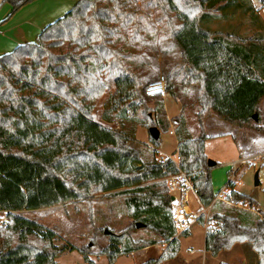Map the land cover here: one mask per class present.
I'll use <instances>...</instances> for the list:
<instances>
[{"label":"trees","instance_id":"16d2710c","mask_svg":"<svg viewBox=\"0 0 264 264\" xmlns=\"http://www.w3.org/2000/svg\"><path fill=\"white\" fill-rule=\"evenodd\" d=\"M31 1L1 0L0 6L8 3L15 12ZM238 2L77 0L33 41L0 54V210L8 212L7 224L0 228V264H56L63 251L74 249L83 264H94L92 254L105 255L107 264H115L119 255L159 241L166 244L161 254L141 264H159L177 255L179 236L187 231L175 235L171 196L160 180L163 169L188 175L207 207L214 197L211 170L219 163L207 164L203 120L214 113L232 125H252L264 133V127L252 124L264 99L263 25L246 35L206 25L213 14L225 16L236 7L252 12L248 1L241 7ZM164 10L172 15L164 22L168 30L160 34L170 41V50L161 52L166 56L174 50L177 55L161 65L153 56L156 48L148 46ZM160 67L166 92L178 98L182 88L191 87L199 106L193 136L183 112L173 118L179 125L177 164L143 154L130 134L93 117L100 98L111 89L104 120L111 121L110 113L128 115L147 130H167L171 122L164 117L163 99L145 94ZM150 142L158 147L160 135L150 136ZM226 185L228 198L252 204L247 194L234 189L235 181ZM98 198L121 199L131 223L118 231L105 228L107 243L95 253L89 250L91 244L58 247L53 229L22 213ZM241 210L210 215L215 225L206 227L204 248L215 256L237 242L247 243L256 258L253 263L264 264V213L248 224ZM199 221L204 223L203 216ZM137 228L157 238H131L129 230Z\"/></svg>","mask_w":264,"mask_h":264},{"label":"rangeland","instance_id":"374dc122","mask_svg":"<svg viewBox=\"0 0 264 264\" xmlns=\"http://www.w3.org/2000/svg\"><path fill=\"white\" fill-rule=\"evenodd\" d=\"M237 1H239L238 5H244V0ZM245 1H248L251 5L252 12H243L241 8L236 7V9H231V12H227L225 16L213 14L212 16L214 17L210 19L206 25L213 30H222L224 32L237 31L243 35L251 34L255 29H261L259 28L261 24L264 27V10L262 4L264 0ZM3 5L4 4H1L0 9ZM171 15L172 13L169 10H164L162 12L164 20L157 22L159 30L156 33V38L151 42L152 45L148 46V48L152 46L156 48L157 52L154 51L153 56L156 58V62L160 63L161 65H164V62L167 60L168 62L174 60V57L177 55L174 50L169 51V56H164L161 52V49L163 48L170 50V41L160 33H162L164 30H168L167 24H164V22H166L167 19L171 17ZM150 51L152 52L153 48H151ZM161 71L162 67H160L159 76L163 74ZM111 92V89L108 90L100 98L93 114L94 119L103 123L104 125L114 127L115 129H119L123 132H126L127 134H130L132 139H134V141L140 146L141 150L143 151L142 153L147 156L153 154L157 159H160L164 154H176L175 138L174 136L169 135L168 131L171 126L174 128V131L177 127H179L178 124L174 123L173 118L177 117L181 112H183V117L185 118V127L188 129L190 134L193 136L198 132L196 113L199 110V106L194 100L193 88H186L185 91L182 92L183 94L181 92L177 93L176 95L179 97V100L176 99L175 95H171L167 92L164 97H161L163 99L164 117L171 123L167 130L160 129L161 143L158 147H155L150 142L148 130L145 127L139 125L138 122H135L137 119L135 120L133 117L128 115L121 116L120 114L116 115L111 113L109 114L111 121H106L103 119V112L107 109L106 101L111 95ZM152 103L155 102L152 101ZM170 103L174 104L176 110L174 111L175 113L178 111L176 107L181 110L176 116L168 119L165 111H168L169 107V113L172 114L171 106L173 105ZM220 122L221 123L214 125L213 120H210L209 118L207 120L209 126L206 133L209 134V137L206 143L205 153L208 158L219 163L211 170V181L213 184L214 193H216L225 185L230 176V166L223 165V163H225L227 160L238 158L239 153L237 145L234 143V138L237 137L243 142L245 141V143L246 141H250L251 143L253 140L252 136H255L256 133H259L252 125L241 128L232 126L233 128H226L225 130H222L226 125H228V122H223V120ZM252 124H257L259 127H264V100H262L259 106L258 121L253 122ZM238 128L242 129L243 132L241 130L236 132V129ZM218 132H223V134L217 135ZM255 156L256 155H252L250 162L248 164L242 165L237 170L235 176L236 178L234 180L236 182L237 189L249 196L252 205H254L255 208L254 210L249 209V205L251 203L244 199H238L242 200L243 203L248 204L246 205L247 210L244 209L246 212L244 213V216L246 217L244 218L245 220H243L244 222H248L249 218L251 221L255 220L264 213V157L259 155V158L256 159ZM256 170H258V184L255 185L254 173ZM214 186L216 187L214 188ZM230 199L233 200V198ZM189 203L193 209H196L198 206L194 197ZM239 209L241 210V208L229 206L224 202H216L215 205L211 207L209 214L212 215L215 212L238 214V211H240ZM22 213L28 217L35 218L39 223L53 229V242L58 247L65 246L68 248L69 246H73L78 248L91 244V246H89V250L94 253L107 243L108 238L106 234L103 233L105 228L118 231L131 223V219L127 214V209L121 202V199H111L107 201L102 198H98L90 202H84L83 200H80L78 202L60 203L43 209H23ZM196 223L199 224V226L196 227L192 237L189 240L183 241L182 246V255L183 257H191L190 259L193 260L191 264H200V260L202 259L201 257L203 255L202 231L205 229V223H201L200 221ZM129 236L133 239L157 238L153 232L144 228L129 230ZM156 244L165 243L159 241ZM188 246H191L194 251L188 252ZM151 255H153V253H151ZM89 257L94 261V264H107V257L105 255L96 256L92 254ZM214 257L215 256H208L206 263L215 264L216 260ZM135 258L136 256L133 257L129 256V254H121L117 257L115 264H136ZM255 259L256 258L254 257L253 252L249 257L242 258L241 256L237 255L236 250H225L220 255V260L224 261L222 263L225 264H254L253 261ZM83 263V257L76 249L65 250L56 258V264Z\"/></svg>","mask_w":264,"mask_h":264},{"label":"crops","instance_id":"0c3cea01","mask_svg":"<svg viewBox=\"0 0 264 264\" xmlns=\"http://www.w3.org/2000/svg\"><path fill=\"white\" fill-rule=\"evenodd\" d=\"M1 1V0H0ZM77 0H32L31 2L23 5L15 12H11V6L8 3H3L4 5L0 9V54L11 51L14 47H16L19 44L33 41L37 35L40 33V31L50 22L54 21L58 17L62 16L65 12H67L76 2ZM11 12V13H10ZM186 88H191L188 86H185L181 89V93L185 91ZM183 94V93H182ZM179 100V97L176 98ZM264 100V99H263ZM172 104V103H170ZM172 114L169 113V107L168 111L166 112L167 118L171 119L172 117L176 116L180 110L178 109L177 113H175V106L172 104ZM208 118L210 120H213L214 125L221 123V119H219L214 113H211L210 116H208L204 122V129L205 133L208 130L209 124L207 123ZM224 122V120H223ZM222 130H225L226 128H233L230 123H227ZM237 127V126H236ZM169 130H172V134H168L171 136H174L175 138V149L177 145V137L174 131V128L171 126ZM238 130H241L240 128L236 129V132H239ZM243 132V131H242ZM223 134L219 133L217 135ZM206 135L209 134L206 133ZM235 137V136H233ZM253 140L251 141H245L243 142L240 138L235 137L234 143L237 145L238 149V158L236 159H252V155H260L264 157V134L256 133V135L252 136ZM208 138L205 140L204 143V152L205 147L207 143ZM252 150V151H251ZM206 154V153H205ZM164 155H171L170 154H164ZM208 157V156H207ZM235 160V158H233ZM232 161V159L227 160L223 165H228V163ZM213 187V184H212ZM216 186H214L215 188ZM234 189L236 191H239L237 189V185L235 182ZM241 192V191H239ZM243 193V192H242ZM191 200L193 197H190ZM189 209H193L190 206V203L188 204ZM248 224L251 223V219L246 222ZM193 225V226H192ZM187 230V236H179V251L177 255L174 258L168 259L163 261L161 264H191L193 262L191 257H183V241L189 240L194 230L196 229L199 224L193 223ZM203 228V227H202ZM203 255L202 259L200 260V264H207L208 256H212L209 252H207L204 248V240H205V229H203ZM166 244H154L152 246H148L145 248H142L140 250H136L129 254V256H136L135 261L136 264L143 263L145 260L149 258H157L162 250L165 248ZM188 249H191V251H188ZM236 250L237 255L241 256L242 258H246L247 256H250L252 253L251 246L247 243H235L229 250ZM188 252H193V248L191 246L187 247ZM225 250H222L218 252L214 259L216 260L215 264H219L220 262H224L220 260V255ZM153 253V255H151ZM187 255V254H186Z\"/></svg>","mask_w":264,"mask_h":264},{"label":"built area","instance_id":"2783aa9c","mask_svg":"<svg viewBox=\"0 0 264 264\" xmlns=\"http://www.w3.org/2000/svg\"><path fill=\"white\" fill-rule=\"evenodd\" d=\"M145 94L149 97L160 96L164 97L166 94V82L163 75H160L158 79L149 82L145 87ZM169 134H172L173 131L169 130ZM255 158H259V155H256ZM166 159H170L173 163L177 164L178 156L174 155H163L160 158V161L163 162ZM250 159H235L228 163L230 166V176L228 180H235L237 170L245 164H248ZM164 176L161 177L165 183L167 193L170 196H173L172 200V209H171V219L174 223L175 227V235L179 236L184 231L189 230L193 223L198 222V219L203 216L205 223V230L208 225H214V222L210 220V209L215 205L216 202H224L229 206H233L236 208H241L247 210V203H243L242 200L233 199L227 197L229 193V188L225 185L219 189L216 193H214V197L211 203L204 207L200 203L198 197L196 196L194 186L192 184L191 178L183 173L182 171L177 172H166L163 169ZM190 197H194L198 206L196 209H189L188 204L191 201ZM249 209L254 210V205L250 204ZM7 211L0 210V227L6 226L8 221ZM191 251V249H188Z\"/></svg>","mask_w":264,"mask_h":264},{"label":"water","instance_id":"95a60500","mask_svg":"<svg viewBox=\"0 0 264 264\" xmlns=\"http://www.w3.org/2000/svg\"><path fill=\"white\" fill-rule=\"evenodd\" d=\"M252 117L255 120L257 119V115L256 114H253ZM148 133L153 139H157L159 137V135H160V132H159L158 128L155 127V126L149 127L148 128ZM207 164H208L209 167H213L215 165V161L213 159L208 158L207 159ZM257 175H258V170H256L255 173H254V184L255 185L258 184ZM170 198H171V200H173V196H171ZM137 227H141V225L139 223H137ZM105 232H107V231L105 230Z\"/></svg>","mask_w":264,"mask_h":264}]
</instances>
